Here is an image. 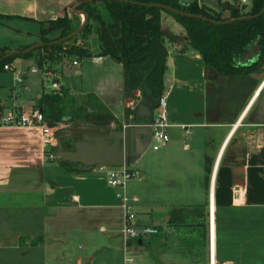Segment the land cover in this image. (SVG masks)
<instances>
[{"label": "crops", "instance_id": "0c3cea01", "mask_svg": "<svg viewBox=\"0 0 264 264\" xmlns=\"http://www.w3.org/2000/svg\"><path fill=\"white\" fill-rule=\"evenodd\" d=\"M77 1L0 0V48L18 50L36 44L38 23L66 14L71 17ZM165 17L162 12L163 30L179 39L174 44L165 43L168 56L164 75L170 72L167 86L164 82L170 139L151 154L152 159L147 160L145 153L132 165L142 181L134 187L137 192L133 198L127 196L128 181L122 188H113L97 166L109 151V126L77 118L62 122L69 137L81 144L80 163L45 160L39 127H0V222H43L50 225L48 230L61 223L78 222L99 224L96 228L100 232L113 226L122 230L123 209L117 198L121 193L130 202L138 203L137 222L157 226L161 233L171 231L175 224L191 231V219L203 224L208 234L209 264L210 221L215 230L216 264H264V123L248 121L247 105L230 106L228 116L222 118V110L210 98L213 91L209 85L213 82L207 79L202 56L187 54L186 47H191L187 37L165 29ZM171 19L179 23L175 17ZM93 57H71L53 69L76 109L89 104V114L121 111L118 117L122 120L129 101L123 65L107 56L99 62ZM74 60L78 64L74 65ZM35 65L32 58H18L12 63L15 70L25 73V81L16 83L11 72L13 85L4 94L7 101L10 98L7 106L40 108L38 100L44 87L41 76L30 71ZM86 65L94 74L84 73ZM24 86H36L35 97L20 103L19 91ZM235 116H239L236 121ZM128 126L138 125H124ZM249 139L254 140L255 149L246 151ZM157 186L154 198L148 199L147 194L150 196ZM172 204L180 208L172 210ZM7 215L11 220L5 219ZM18 216L21 221H14ZM10 231L30 234L32 229L27 226Z\"/></svg>", "mask_w": 264, "mask_h": 264}, {"label": "trees", "instance_id": "16d2710c", "mask_svg": "<svg viewBox=\"0 0 264 264\" xmlns=\"http://www.w3.org/2000/svg\"><path fill=\"white\" fill-rule=\"evenodd\" d=\"M80 1V0H78ZM167 5L180 9L176 0H88L76 8L87 16L84 28L74 38L56 43L75 32L82 22L79 15L72 13L55 19L54 28L60 31L56 39L42 37L43 46L25 54L5 57L12 49L0 48V71L16 58L34 59L38 66L45 60L38 49L46 51L55 60L61 53L69 58L78 59L92 56H107L123 65L125 74V95L128 99L138 93L162 95L165 88L164 74L167 69V56L161 52L159 44L165 46L166 38L174 44L179 39L163 30L162 12L173 15L187 32L188 44L203 58L208 72L236 77L253 71L244 66L246 56L259 52L264 58V0H252L247 10H236L232 21L222 23V14L200 7L198 0L193 1L182 10L193 15H202L215 22L196 16H182L161 8ZM79 16V17H78ZM92 38V39H91ZM31 46L22 47L27 49ZM159 65L145 82V78L154 66L155 57ZM45 59V60H44ZM44 60V61H43ZM67 91L61 95L43 94L38 100L39 109L48 122L62 123L69 118L79 119L87 114L89 104L76 109L72 100L65 101ZM98 103V102H97ZM99 105H101L99 103Z\"/></svg>", "mask_w": 264, "mask_h": 264}, {"label": "rangeland", "instance_id": "374dc122", "mask_svg": "<svg viewBox=\"0 0 264 264\" xmlns=\"http://www.w3.org/2000/svg\"><path fill=\"white\" fill-rule=\"evenodd\" d=\"M198 4L201 8L205 7L214 11H220V6L217 0H198ZM163 12L166 16L163 20L164 28L173 31V33L181 38H186L187 32L184 27L181 24L172 21L171 16L173 15L165 11ZM79 20V22H82V17H79ZM53 22L56 21L48 20L38 23L40 29L38 42H42V37L46 39H56L60 36V31L54 28ZM2 30L3 29H1V31ZM7 39L8 37L3 38V40ZM164 43L172 44L168 38H166ZM14 44L16 45L15 41L12 45L15 46ZM186 48L189 49L187 51L189 56L193 55L194 52L198 53L192 47ZM39 55L44 56L43 58L50 59L49 61L44 60L46 63H49L51 68L60 65L62 62H66L69 59L68 55L61 53L60 59L55 60L49 53H46V51L41 49H38L33 56L36 57ZM22 59L27 58L22 57ZM86 66L84 73L94 74L92 67L89 65ZM11 74L12 73L9 71H5V73L4 71H0V98L2 99H5L4 94L7 92L6 88L13 85ZM166 74L167 75H164V82L167 86V76L170 72ZM211 75H213L212 72H206L207 79H209ZM36 78L37 77L32 79L36 80ZM35 88L36 86H32V88L29 86L25 88L24 86L19 91L20 95L18 96V101L20 103H25L28 98L35 97L33 94L34 90H36ZM63 90L64 88L62 87L61 92H63ZM61 92L53 93L44 89L42 94L61 95ZM165 93L166 91L164 88L162 94ZM64 98L65 101H73L70 97ZM7 99L9 101L10 98L7 97ZM4 101L9 103L6 99ZM249 103L250 102H248V104ZM227 114L226 111H222V118L227 117ZM238 117L239 116H237V118ZM234 119H236V116ZM153 152L155 151L149 147L145 158L147 160L152 159L151 154ZM142 161H144V159ZM130 168L135 169L134 166H131ZM140 176L141 175L139 174L130 179L127 183V196L130 200L133 198V193L137 192V189H134V187L138 184H142V181H139ZM158 188L159 186L153 187V193L150 194V196L149 194L145 196L148 199L151 197L154 198ZM162 188L166 189V186H162ZM165 193L166 192H164V194ZM131 203L134 206L136 219L138 221V203L133 201H131ZM165 203L171 205L168 204V202H164V204ZM173 205L176 204H172V210H178V208H180ZM187 208L188 207H185V209ZM11 218V216L7 215L5 219L8 221L11 220ZM13 220L19 222L21 221V216H18V218H14ZM189 222L194 226L191 231L190 229L180 227V224H175L177 226L172 228L171 231H164L158 236L150 237L142 246L133 242L127 248L128 251H125L126 243L121 232V227L119 228L118 226H113V228H110L111 230H108L107 232H100L99 227L96 228V225L99 224L66 222L61 223L60 226L55 227V229L53 228V230H48L50 225L43 222H35L32 224H23L21 222H0V264H209L207 230L200 222L195 223L194 219H191ZM27 226L32 229V234L30 233L31 235L27 234L28 231L19 234L10 231V228L21 230L23 227L26 228ZM126 258H133V261L129 262Z\"/></svg>", "mask_w": 264, "mask_h": 264}, {"label": "water", "instance_id": "95a60500", "mask_svg": "<svg viewBox=\"0 0 264 264\" xmlns=\"http://www.w3.org/2000/svg\"><path fill=\"white\" fill-rule=\"evenodd\" d=\"M88 0H80L77 1L73 7L72 11L77 15H82V23L81 26L72 34L69 36L57 40L56 43H63L66 42L75 36H77L82 29L84 28L87 16L84 12L78 10L76 7ZM193 1L195 0H179V8L167 6V5H159L161 8L168 10L170 12L182 15V16H196L201 17L207 21L215 22L214 20L209 19L208 17L202 16V15H193L189 14L182 9L189 6ZM247 5H244L242 7V10H246ZM264 13V9L261 12V14ZM222 23H228L232 21V17L230 12L226 11L222 14ZM161 52L164 54V56H168L167 48L161 44L158 43ZM44 43L38 42L31 47L27 49H18L10 51L8 54H6L5 57H9L11 55L15 54H25L29 53L41 46H43ZM246 56V59L248 56ZM155 57V63L154 66L151 68L149 73L147 74L145 78V82L150 78V76L153 74L155 69L159 65V59L157 55H154ZM260 58L259 52L254 53L251 58H248L249 63L244 64V66H251L257 63V61ZM113 60V59H112ZM114 62L118 63L117 61L113 60ZM258 67H261L263 72L259 79L263 77L264 74V61H261L258 65ZM255 74V73H254ZM126 110L123 114V119L120 120L118 115L121 114V111H116L115 113H103V114H85L82 117H80V120H90L94 125L96 126H103L107 125L109 126L107 129L108 135H107V141L109 144V151L105 156H103V160L100 161V164H97L98 167H131L135 162H137L149 149L152 135H153V129L151 126H148V124H152L154 122V116H155V109L159 105V98L155 99L151 94H148L146 92L138 93L136 97L132 98L129 101L127 100ZM262 105L264 106V99ZM131 122L134 123V125L138 126H128L124 127V125H128ZM48 125L54 129V134L57 139V146L55 149V156L56 159L59 161V163L68 161L71 163H80L81 160V144L76 141V139L70 138L68 134V128L67 126H63V123H56V122H48ZM114 125V126H112ZM139 245L142 246V242H139Z\"/></svg>", "mask_w": 264, "mask_h": 264}, {"label": "built area", "instance_id": "2783aa9c", "mask_svg": "<svg viewBox=\"0 0 264 264\" xmlns=\"http://www.w3.org/2000/svg\"><path fill=\"white\" fill-rule=\"evenodd\" d=\"M217 2L220 6V11L217 12L223 14V12L228 11L232 15L234 11L238 9L242 10L244 5H247V9H249L252 0H217ZM80 16L83 19V16ZM103 57L104 56L95 55L93 59L95 62H99ZM73 63L74 65L78 64V60H74ZM4 70L14 74V80L16 83L21 84L25 81V73L15 70L12 63L5 65ZM30 71L41 76L43 87L46 91L53 93H60L62 91L63 86L60 82L59 74L55 69L50 67L48 62H43L41 67L36 63ZM263 85L264 82L255 93V97L261 92ZM250 104L247 108L250 107ZM168 117V98L166 94H162L159 97V105L155 109L154 122L148 124V126H151L153 129L150 144L153 151L160 150L170 139L168 134ZM0 127L41 128L45 160L52 161L56 159L55 149L57 146V139L54 134L55 131L48 125V121L45 119L43 112L37 106H19L18 104L7 106L6 102L0 98ZM99 169L105 172L107 184L113 188L124 187L127 181L139 174L138 171L132 170L130 167H101ZM117 198L123 209V226L121 232L126 243L125 251H128L127 248L133 242H136L139 245V242L141 241L144 245L146 240L150 237L161 234L159 227L141 225L137 222L134 206L123 194L118 193ZM211 244L212 243H210V245ZM126 260L132 262L133 258H126ZM210 264H213L211 260Z\"/></svg>", "mask_w": 264, "mask_h": 264}, {"label": "flooded vegetation", "instance_id": "af4514ba", "mask_svg": "<svg viewBox=\"0 0 264 264\" xmlns=\"http://www.w3.org/2000/svg\"><path fill=\"white\" fill-rule=\"evenodd\" d=\"M176 1L179 4V0ZM253 54L254 53H251L248 58H251ZM248 58H245L246 61L244 64L249 63ZM261 61H264V58L260 57L257 63L247 66L252 68L253 71L236 77H227L222 74L212 73L213 75H211L210 78L213 83L209 85V88H212L211 91L213 92H211L210 98L213 99L223 112L233 105H236V108H244L245 105L250 102L248 121L264 123V106L262 105L264 99V85L261 92L255 97V93L264 82V74L263 77L259 79L263 72L261 67H258ZM151 95L155 99L159 98L155 93ZM253 149H255L254 140L249 139L245 150L249 151Z\"/></svg>", "mask_w": 264, "mask_h": 264}, {"label": "bare ground", "instance_id": "6f19581e", "mask_svg": "<svg viewBox=\"0 0 264 264\" xmlns=\"http://www.w3.org/2000/svg\"><path fill=\"white\" fill-rule=\"evenodd\" d=\"M210 260L212 261L213 264H215V230L214 227L210 221Z\"/></svg>", "mask_w": 264, "mask_h": 264}]
</instances>
